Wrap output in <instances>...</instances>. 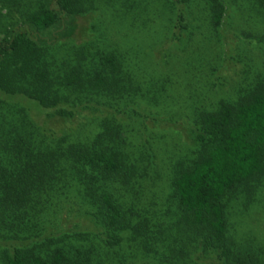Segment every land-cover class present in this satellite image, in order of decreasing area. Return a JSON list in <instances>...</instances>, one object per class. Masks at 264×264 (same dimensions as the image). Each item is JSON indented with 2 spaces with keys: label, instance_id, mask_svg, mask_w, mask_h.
Here are the masks:
<instances>
[{
  "label": "trees",
  "instance_id": "1",
  "mask_svg": "<svg viewBox=\"0 0 264 264\" xmlns=\"http://www.w3.org/2000/svg\"><path fill=\"white\" fill-rule=\"evenodd\" d=\"M23 1L0 0V14L4 9L8 17L17 12L21 20L20 25H4L7 15L0 16V31L6 32L0 41V108L11 106L17 118L11 133L0 134V264H94L84 248L73 247L94 232L39 235L31 230L32 215L45 199L72 196L92 208L93 235L107 248L117 246L116 233L128 229L129 221L107 182L116 181L123 171H128L127 180L135 178L145 171L143 163L127 161L118 142L121 124L109 119L89 144L37 141L28 128L33 124L26 100L49 117L69 119L93 97L126 102L140 83L116 53H90L87 43L67 47L63 58L54 51L58 39L53 31L61 30L67 19L72 31L70 23L90 12L97 0ZM256 1L264 5V0ZM206 6L212 28L220 27L226 4L206 0ZM193 118V149L171 167L169 186L180 214L178 226L190 240L201 239L202 254L195 264H259L229 238L228 209L237 197L252 200L264 181V80L230 102L221 101L215 110L197 111ZM134 233L145 253L161 244L163 235ZM175 252L182 250L176 246ZM171 261V255L164 256L160 264Z\"/></svg>",
  "mask_w": 264,
  "mask_h": 264
},
{
  "label": "rangeland",
  "instance_id": "2",
  "mask_svg": "<svg viewBox=\"0 0 264 264\" xmlns=\"http://www.w3.org/2000/svg\"><path fill=\"white\" fill-rule=\"evenodd\" d=\"M223 1L227 12L218 28L210 24L206 0H97L90 12L70 23L72 31L68 19L61 30L53 31L57 56L63 58L67 47L85 43L93 54L116 53L140 87L126 102L93 97L69 119L49 117L35 102L22 101L34 139L89 144L109 119L121 124L118 142L127 161L142 162L145 171L128 180V171H123L116 181L107 182L129 221L128 229L116 233L117 246L107 248L93 235L92 208L72 196L42 201L32 215L31 230L39 235L94 232L73 245L84 248L94 264H160L170 255L172 261L165 264L198 262L201 239L190 240L178 226L180 214L169 186L171 167L193 149L189 129L197 111L215 110L221 101L230 102L264 80V5L256 0ZM1 14L7 15V10ZM16 14L3 18V24L20 25ZM4 37L2 29L0 41ZM10 107L0 108L1 135L11 133L16 124V109ZM118 110L124 112L120 117ZM245 199L237 197L229 205L228 236L240 251L247 249V256L264 264V181L252 200ZM97 230L103 233L101 227ZM134 232L163 235L161 244L155 252L145 253ZM176 246L181 254L176 255Z\"/></svg>",
  "mask_w": 264,
  "mask_h": 264
}]
</instances>
